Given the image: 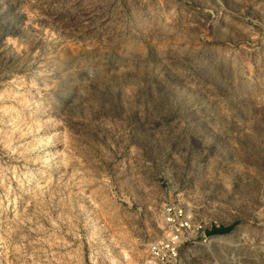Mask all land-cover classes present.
Instances as JSON below:
<instances>
[{
  "label": "rangeland",
  "instance_id": "rangeland-1",
  "mask_svg": "<svg viewBox=\"0 0 264 264\" xmlns=\"http://www.w3.org/2000/svg\"><path fill=\"white\" fill-rule=\"evenodd\" d=\"M173 210L264 264V0H0V264H158Z\"/></svg>",
  "mask_w": 264,
  "mask_h": 264
},
{
  "label": "built area",
  "instance_id": "built-area-1",
  "mask_svg": "<svg viewBox=\"0 0 264 264\" xmlns=\"http://www.w3.org/2000/svg\"><path fill=\"white\" fill-rule=\"evenodd\" d=\"M165 222L169 226L170 232L162 240L150 244L147 253L158 264H180L182 237L193 225L181 210L169 211ZM205 229L204 227L203 230Z\"/></svg>",
  "mask_w": 264,
  "mask_h": 264
},
{
  "label": "water",
  "instance_id": "water-1",
  "mask_svg": "<svg viewBox=\"0 0 264 264\" xmlns=\"http://www.w3.org/2000/svg\"><path fill=\"white\" fill-rule=\"evenodd\" d=\"M237 223L235 224H232V225H229V226H219V227H216V226H212L210 230H207L205 232V235L206 236H212V235H225V234H228L232 229L233 227L236 226Z\"/></svg>",
  "mask_w": 264,
  "mask_h": 264
}]
</instances>
